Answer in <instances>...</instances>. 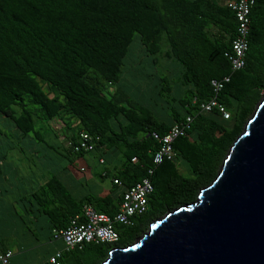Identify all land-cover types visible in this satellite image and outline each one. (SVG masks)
<instances>
[{"label":"trees","instance_id":"obj_1","mask_svg":"<svg viewBox=\"0 0 264 264\" xmlns=\"http://www.w3.org/2000/svg\"><path fill=\"white\" fill-rule=\"evenodd\" d=\"M223 1L0 0V115L19 136L32 132L39 140L43 127L37 123L56 118L69 129L66 118L73 117L76 129L60 134L74 140L85 130L94 146L73 151L64 144L61 153L91 152L97 162L101 157L96 177L109 176L111 189L120 188L78 194L49 173L15 197L1 189L10 203L0 211V252L11 250L18 223L35 240L61 241L44 264H53L48 257L56 249L58 264H97L109 247L131 241L150 219L193 200L213 178L264 92V0L250 7L239 69H231L228 59L237 20ZM125 63L131 65L124 72L132 77L127 85L119 81ZM223 76L228 79L213 89L210 79ZM209 97L224 105L227 117L214 107L199 109L198 102ZM187 114L188 128L172 140L175 158L154 162L158 142L152 132L165 133ZM5 149L0 164L11 150ZM3 170L0 165V184L7 180ZM144 176L152 184L146 207L128 222L113 223L115 241H82L66 249L53 236L84 204L112 216L122 192Z\"/></svg>","mask_w":264,"mask_h":264},{"label":"water","instance_id":"obj_2","mask_svg":"<svg viewBox=\"0 0 264 264\" xmlns=\"http://www.w3.org/2000/svg\"><path fill=\"white\" fill-rule=\"evenodd\" d=\"M97 264H264V93L196 197Z\"/></svg>","mask_w":264,"mask_h":264},{"label":"built area","instance_id":"obj_3","mask_svg":"<svg viewBox=\"0 0 264 264\" xmlns=\"http://www.w3.org/2000/svg\"><path fill=\"white\" fill-rule=\"evenodd\" d=\"M236 16L235 35L230 40V52L228 59L231 69H239L245 64V50L247 49V31L249 22V11L253 0H224ZM228 76L221 79H210L213 89L217 90L221 87L222 82L227 80ZM200 110L208 111L213 107L216 108L224 116H228L223 104L218 102L215 97H209L198 102ZM191 115H185L184 119L172 122L165 133L158 134L152 132L154 138L157 139L156 149L153 151L152 160L156 163L162 159L172 160L175 158V150L172 147L174 137L184 134L188 128ZM56 127V125H55ZM65 145L73 151L91 150L94 146V138L85 130H80L74 140L59 136ZM132 160L135 158L132 157ZM98 161L101 163L102 158ZM80 169H83L80 167ZM103 173V172H102ZM115 181V179H113ZM152 184L148 177L144 176L126 188L118 203V208L112 216L105 212L94 208L91 204H84L79 214H75L64 228L53 231V236L60 238L64 248H71L79 245L82 241H115L118 237L117 231L113 227L114 222H128L133 213L142 212L147 204V194L151 191ZM59 249L48 257L53 264H58L57 257L60 255ZM11 250L0 252V264H8Z\"/></svg>","mask_w":264,"mask_h":264},{"label":"rangeland","instance_id":"obj_4","mask_svg":"<svg viewBox=\"0 0 264 264\" xmlns=\"http://www.w3.org/2000/svg\"><path fill=\"white\" fill-rule=\"evenodd\" d=\"M129 53L127 57L130 55ZM129 66L131 65L125 63L124 68H122L120 74L119 81L120 83L125 85L129 84L127 83V81L132 80V77L124 75L125 70ZM172 72V74H174V69L172 70ZM130 86L131 85H128L125 88L128 89ZM44 89H46L45 86ZM66 120L71 121V126L69 129H66V127H62V130H59L58 127H55L54 130L52 128L53 125H49L50 120H47V122H45L44 124L37 123L36 126L41 125L43 127V129H41L42 136L39 140L33 137L32 132H30L29 135L23 137L19 136L12 122L4 116L0 115V129L3 131V133H6H0V151L4 148H6L5 150H9L14 147L7 152L6 158L2 159V164H0L2 168H5V170L3 171H6V169H8L7 180H5L3 184H1V189L9 188V190L13 191L12 195L15 196L17 194L16 192H22L23 190H26V186L28 184L31 187L34 186V181H37L41 177V175L46 176L49 173L57 174L60 179L68 186V188H70L74 193H78L79 191H81V187L85 190L87 189L94 191L96 190L98 183H101L102 185H110L109 176L104 177L102 180L96 181L98 178L96 177L95 172L99 170L102 165L101 163L96 161V159L91 155V152L84 154L89 162H91V166L89 167L88 172L79 169V166L83 164L80 157H76L72 153H65V155L61 153L63 152L61 147L65 143L60 139L58 135L60 133L65 135L66 131L70 132L71 130L74 131L76 129V122L74 121L73 117H71V119L70 117H67ZM55 121L58 122L59 120ZM18 148H21L22 150L19 151ZM7 162L10 163V165H7ZM89 173H93V175H95H91L92 178L94 177L93 180H85L82 185L75 183L76 179H84L83 177H86ZM118 190L119 188L116 186L114 187L113 192L116 193L118 192ZM0 206V211L2 210L3 212L6 210L3 204ZM12 238L13 241L12 243L11 241H8V246L10 247V249L14 250V246L17 245L18 241L14 235ZM29 238L32 242L34 241V243L30 248H26L21 252L14 251L17 255L22 253L25 255V258L19 255V260L14 264H23L24 260H26L28 256H31V258H35L37 261L42 260L45 256H47L48 251H52V249L61 246V241L59 239L39 240L40 238H38V240H35L32 237Z\"/></svg>","mask_w":264,"mask_h":264},{"label":"crops","instance_id":"obj_5","mask_svg":"<svg viewBox=\"0 0 264 264\" xmlns=\"http://www.w3.org/2000/svg\"><path fill=\"white\" fill-rule=\"evenodd\" d=\"M56 119V118H55ZM53 120L54 119H50V126L51 125H53V124H55V123H53ZM56 122V121H55ZM58 122H60V120L58 121ZM58 122H56V124H57V127H58V129L60 128V130H61V128H62V123L60 122V123H58ZM81 159H82V163H84V161H87L88 162V164H86V166L87 167H85L84 166V169L82 170V171H86V172H88V170H89V167L91 166V162H89V160L84 156V157H80ZM90 164V165H89ZM81 165H83V164H81ZM80 165V166H81ZM89 165V166H88ZM79 166V167H80ZM97 171H99V170H97ZM91 175H93V173H89L86 177H83L84 179H76L75 181V183L76 184H80V185H82V183H84L85 182V180H93L94 179V177L92 178L91 177ZM94 176V175H93ZM86 178V179H85ZM88 178V179H87ZM110 178V177H109ZM96 181H98V179L96 180ZM0 186H1V184H0ZM87 190V189H86ZM86 190L85 189H83L82 187H81V191H79L78 192V194H81V193H84V192H86ZM12 191V190H11ZM87 191H91V190H87ZM111 191V193H114L113 192V189H111V184L110 185H108V184H104V185H102L101 183H98V185H97V188H96V190H94V191H91V192H93V193H96V194H99V195H104V194H107V193H109ZM1 192H2V190H1V188H0V205H7L8 203H10V201H5L4 199H3V195L1 194ZM13 192V191H12ZM118 192H120V188H119V190H118ZM15 197V196H14ZM4 200V201H3ZM10 200V199H9ZM4 202V203H3ZM2 203V204H1ZM1 207V206H0ZM6 209V208H5ZM10 227V226H9ZM9 227H3L2 228V230H4V229H9ZM12 231L15 233V235L18 237L17 239L19 240L18 241V243H17V245H15L14 246V250L13 249H11V251H12V253H11V255L9 256V264H14L16 261H18L19 259H18V256L20 255L21 257H24L25 258V255L22 253V254H19V255H17L14 251H16V252H21L22 250H24V249H26V248H30L31 247V245L34 243V241L32 242L31 241V239L29 238L30 237V235H28V234H23L24 232L22 231V228L18 225V223L16 224V226H14V228H12ZM57 248V247H56ZM51 253V250L50 251H48V253ZM30 257V258H29ZM29 258V259H28ZM28 258L26 259V260H24V262H23V264H44L45 262H46V258H47V256H45L42 260H36L35 258H31V256H28ZM11 259H12V261H11Z\"/></svg>","mask_w":264,"mask_h":264},{"label":"clouds","instance_id":"obj_6","mask_svg":"<svg viewBox=\"0 0 264 264\" xmlns=\"http://www.w3.org/2000/svg\"><path fill=\"white\" fill-rule=\"evenodd\" d=\"M51 120H52V119H51ZM55 120H59V119H54L53 122H55ZM55 125H56V127H57V124H56V123H55ZM52 128H53V129L55 128L54 124H53ZM59 130H60V128H59ZM60 135H61V134H59L58 136H60Z\"/></svg>","mask_w":264,"mask_h":264}]
</instances>
